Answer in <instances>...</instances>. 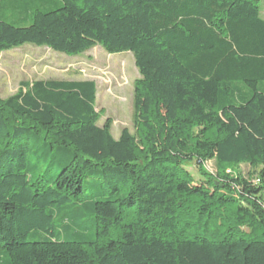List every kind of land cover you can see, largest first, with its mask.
I'll list each match as a JSON object with an SVG mask.
<instances>
[{"label":"trees","instance_id":"16d2710c","mask_svg":"<svg viewBox=\"0 0 264 264\" xmlns=\"http://www.w3.org/2000/svg\"><path fill=\"white\" fill-rule=\"evenodd\" d=\"M11 7L30 24L0 20V56L26 43L72 56L100 45L132 52L140 78L137 133L118 139L110 119L98 124L94 81L36 80L0 95V264H264L260 0ZM209 161L224 169L210 173Z\"/></svg>","mask_w":264,"mask_h":264},{"label":"rangeland","instance_id":"374dc122","mask_svg":"<svg viewBox=\"0 0 264 264\" xmlns=\"http://www.w3.org/2000/svg\"><path fill=\"white\" fill-rule=\"evenodd\" d=\"M11 1H4L0 20L19 26L29 25L30 22L27 20H19L18 10L11 7ZM260 5L264 16V0H260ZM139 78L140 73L132 52L110 54L100 45L84 54L72 56L53 51L46 46L26 43L18 48L6 50L0 56V95L3 98L16 94L24 83L36 80L94 81L97 85L96 110L100 113L98 124L103 126L107 119H110L112 134L116 139L120 137L124 128H128L133 134L137 133L134 97L135 81ZM188 168L197 179L200 178L196 166L190 165ZM206 168L213 174L224 169L220 168L215 161L207 162ZM54 169L59 171L58 167ZM240 170L248 176L250 167L243 164ZM90 183V179L85 180V186L88 187L89 192L91 191ZM70 213L71 209L66 208L58 215L57 224L61 228L64 223L69 224L67 217H70ZM78 221L90 227L93 217L92 215L82 216L78 218ZM70 231L74 234L77 230L71 227ZM83 233L87 240H92L96 236L94 227H90ZM43 237L34 238L30 234L28 240Z\"/></svg>","mask_w":264,"mask_h":264},{"label":"bare ground","instance_id":"6f19581e","mask_svg":"<svg viewBox=\"0 0 264 264\" xmlns=\"http://www.w3.org/2000/svg\"><path fill=\"white\" fill-rule=\"evenodd\" d=\"M121 62H122V61H121ZM118 65H119V64H118ZM121 66H122V65H121ZM121 66H120V67H121Z\"/></svg>","mask_w":264,"mask_h":264}]
</instances>
